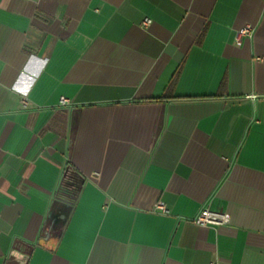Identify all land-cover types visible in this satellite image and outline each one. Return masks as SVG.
<instances>
[{
	"label": "crops",
	"instance_id": "0c3cea01",
	"mask_svg": "<svg viewBox=\"0 0 264 264\" xmlns=\"http://www.w3.org/2000/svg\"><path fill=\"white\" fill-rule=\"evenodd\" d=\"M211 262L264 264V0H0V264Z\"/></svg>",
	"mask_w": 264,
	"mask_h": 264
},
{
	"label": "built area",
	"instance_id": "2783aa9c",
	"mask_svg": "<svg viewBox=\"0 0 264 264\" xmlns=\"http://www.w3.org/2000/svg\"><path fill=\"white\" fill-rule=\"evenodd\" d=\"M149 19H145L144 23H149ZM253 32V27L250 24H246L239 29H237L235 34V40L237 42L240 41L241 37L244 35H251ZM60 101L65 104L68 103V100L64 97L60 98ZM25 102V101H24ZM154 209L161 213H168L169 210L165 206L162 201H157L154 205ZM192 221L198 225L206 226V225H224L229 221V214L223 211H216L211 209L208 205L201 207L199 212L192 217ZM211 264H216L215 262H211Z\"/></svg>",
	"mask_w": 264,
	"mask_h": 264
}]
</instances>
